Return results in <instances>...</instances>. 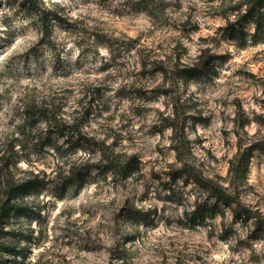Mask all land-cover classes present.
<instances>
[{"label": "rangeland", "instance_id": "obj_1", "mask_svg": "<svg viewBox=\"0 0 264 264\" xmlns=\"http://www.w3.org/2000/svg\"><path fill=\"white\" fill-rule=\"evenodd\" d=\"M42 1L61 18L51 22V47L23 0H0V157L13 140L16 177L60 173L59 154L33 146L45 122L20 126L27 110L34 122L47 109L65 120L66 135L78 123L141 164L127 181L93 174L63 199L54 189L30 197L35 219L13 228L32 238L19 262L264 264V225L254 231L255 221L245 226L229 209L224 219L190 224L201 191L173 182L179 165L165 120L177 104L199 169L230 184L264 223V43L240 49L223 37L238 0ZM201 54L214 59L208 72L177 78L176 66L197 64ZM253 145L246 178L234 180L232 163ZM128 209L142 219L128 220Z\"/></svg>", "mask_w": 264, "mask_h": 264}, {"label": "trees", "instance_id": "obj_2", "mask_svg": "<svg viewBox=\"0 0 264 264\" xmlns=\"http://www.w3.org/2000/svg\"><path fill=\"white\" fill-rule=\"evenodd\" d=\"M43 3L42 0H23L21 5L24 13L36 19V23L40 25L43 33L41 43L51 47L52 44L54 45L51 39V22L52 20L61 21V18L55 13L45 11ZM230 14L235 17V20L231 21L228 16L226 26L222 28L223 37L226 40L240 49H246L251 44L264 43V0H238L232 5ZM213 62L212 57L206 59L201 54L199 63L184 67L176 66L174 72L177 78L185 81L199 80L208 72ZM178 109L176 104L172 114L165 119L172 130L171 148L175 152L176 162L179 165L172 173V180L173 182L182 181L186 185L192 183L201 191V197L195 202V209L187 216L190 224L205 226L211 220L224 219L229 209L235 221L245 226L255 221L254 225L257 226L254 231L262 229L264 223H260L257 212L243 205L238 195L230 191V184L225 187L219 181L205 176L199 169L186 130L187 122L184 117L182 118ZM46 111L47 109L41 111L39 121L32 122V114L27 110L25 113L27 120H24L20 126L26 127L29 123L41 125L45 122V134L36 138L37 141L33 142V146L36 149L47 152L53 150L58 153L60 162L63 164L58 166L57 170L64 177L60 173H57L55 178L41 177L33 173L31 176L16 177L18 161L14 159L16 151L13 140H7L8 143L4 142L6 149L0 157V264H23L22 261L19 262V259L25 258L29 249L23 240L29 241L32 238H27L19 231H14L13 228L15 222L21 218L35 219H32L36 215L28 201L30 197H39L46 191L54 189L56 196L63 199L72 189L75 188L77 193L86 182L94 180L95 178L91 177L93 174L127 181L140 172L141 163L135 156L123 155L106 142L88 137L81 132V126L78 123H73L72 131L66 135L65 120L61 117L58 119V116L53 113L49 117ZM62 138L63 140L60 141ZM254 151V145L244 150L243 153L239 151L237 164L233 162L231 167L234 180L242 181L246 178L248 164ZM79 152H84L86 157L76 159ZM140 215L141 212L128 209L126 218L139 222L142 219ZM228 238L221 236L222 240Z\"/></svg>", "mask_w": 264, "mask_h": 264}]
</instances>
